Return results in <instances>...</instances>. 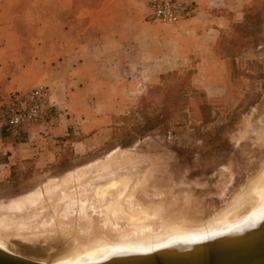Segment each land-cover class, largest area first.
<instances>
[{"label":"rangeland","instance_id":"obj_1","mask_svg":"<svg viewBox=\"0 0 264 264\" xmlns=\"http://www.w3.org/2000/svg\"><path fill=\"white\" fill-rule=\"evenodd\" d=\"M146 19L167 24L152 20L149 12ZM125 74L115 91L119 103L113 113H105L106 104L78 117L59 107L52 114L60 118L51 123L54 128L39 127L31 138L9 132L18 141L14 145L21 146L19 152L36 149L20 153L16 162L0 169V202L119 155L124 161L118 172L134 178L142 205L162 203L172 215L200 218L221 207L264 160V143L254 140L257 129L251 131L249 125L264 95V0H251L240 23L223 29L216 43L206 44L179 68ZM212 79L219 86L206 88L205 82ZM92 116L99 120H90ZM97 130L101 134L96 141L86 140ZM27 137L33 143L22 146L20 141ZM91 216L94 221L100 218L95 212ZM55 239L32 249L46 255L60 252L69 242ZM52 244L61 249L51 251Z\"/></svg>","mask_w":264,"mask_h":264},{"label":"crops","instance_id":"obj_2","mask_svg":"<svg viewBox=\"0 0 264 264\" xmlns=\"http://www.w3.org/2000/svg\"><path fill=\"white\" fill-rule=\"evenodd\" d=\"M189 1L191 17L159 25L146 19L149 0H0V98L47 86L53 107L43 130L54 128L51 123L60 118L52 114L59 107L78 117L106 104L105 113H113L125 73L152 75L179 68L206 44L216 43L223 29L240 23L251 0ZM125 56L127 62H121ZM215 79L205 87L217 88ZM10 131L0 108V169L36 149L29 138L38 132L14 131L29 136L20 143L30 147L19 152ZM100 134L97 130L86 140L96 141Z\"/></svg>","mask_w":264,"mask_h":264},{"label":"bare ground","instance_id":"obj_3","mask_svg":"<svg viewBox=\"0 0 264 264\" xmlns=\"http://www.w3.org/2000/svg\"><path fill=\"white\" fill-rule=\"evenodd\" d=\"M258 137L263 138L264 134L260 132ZM118 156L109 155L100 161L93 162L92 165H85L69 171L61 179L53 178L44 183L43 186L37 187L21 197L9 200L7 203L0 202V211H4L0 215V248L10 249L4 242V237L13 230L17 234L22 233L23 239L40 237L48 230H67L69 224L66 223L65 216L72 210L84 214V209L87 206L100 207L106 220L113 222L125 220V224L118 228L116 232L118 234L114 236L122 237L118 238V241H111L101 238L106 234L90 232L92 231L91 224L89 227H85L82 224V220L85 218H82L79 229L89 230V233L82 237L86 239L85 241H81L82 238L76 235V238H73L71 248L73 252L70 254L75 258V262L92 261L100 256H107L109 253L107 255L96 253L108 246L114 248L121 246V244H127V247L136 250L151 249L152 246L165 244L172 245L177 242L176 245L186 247L201 245L190 244V242L201 243L205 240L202 238H206L201 237L205 233L195 232L190 228V226L204 225V223H200L201 221H191L194 223H190V221H182L186 219L169 221L168 219L157 218L160 207L157 209L154 206L159 205L147 207V204L142 205L140 199L136 198L134 191L127 193L130 180L127 175L112 173L104 183L99 181L100 175L111 173L116 166L121 165L124 160L123 157ZM92 182L96 184H92ZM118 184L120 186H117ZM111 187H115V190H110ZM254 187L257 198L253 201L252 207L246 215H238L236 207L239 204H236L231 211L225 212L227 210L225 209L215 214L211 221L206 222V227H201L196 231L209 228L208 232L227 229L233 227L237 221L238 225L236 224L232 229L211 233V235L217 234L212 239L220 240L223 236L225 238L222 240L245 238L251 230L264 221V175L258 179ZM237 200L242 202L241 205L247 202V198L244 200L239 197ZM242 218L245 219L241 221ZM218 225L219 227H217ZM43 227L45 228L41 231L40 229ZM151 237H156L155 239L158 240H150ZM121 241H125V243H121ZM35 245L37 244H33V246ZM50 248L51 251L61 249L54 244ZM28 253H32V251L29 249ZM83 257L87 258L83 259Z\"/></svg>","mask_w":264,"mask_h":264},{"label":"water","instance_id":"obj_4","mask_svg":"<svg viewBox=\"0 0 264 264\" xmlns=\"http://www.w3.org/2000/svg\"><path fill=\"white\" fill-rule=\"evenodd\" d=\"M257 110L259 111V113L256 115L253 114L252 124H249L251 125L250 130L253 131L254 129H257L254 140L257 141V143H264V137H258L260 132L264 134V95ZM119 168H121L120 164L119 166H116L111 173L100 175L103 176V178L105 176V178L104 180L102 178L99 181L101 183H104L112 173L127 175L130 178L129 186L126 190L127 193L134 191L136 198H139L137 196L139 187L134 183V178L130 173L126 171L118 172ZM263 175L264 160L256 170L248 174L244 184L236 191H234L231 196L227 200H225L226 202L221 207H219L213 213L206 215L205 217H188L189 215L185 213L172 215V213L166 212V207L163 206L162 203H150L149 205H147V207H150L151 205H159L154 206L157 209H159L160 207L158 211L159 213L157 212V218H164L168 219L169 221L186 219L182 221H190V223L201 221L200 223H204V225L190 226V228H192L191 230L195 232L205 233L201 236L206 237L202 238L205 239L203 242H190L191 245L201 244L199 246L186 247L182 245H176L178 243L177 242L172 245L165 244L155 247L152 246L151 249L136 250L134 248L127 247V244H121V246H117L114 248L108 246L102 250H98L99 252H97L96 254L107 255L109 253L107 256H100L99 258H97L98 260L94 259L92 261L75 262V258L70 254L73 252L71 250L73 238H76V236L82 238L84 235L89 233V230H86L84 228H82L81 230L79 229L80 220L82 218H85L84 220H82V224L85 225V227H89L91 224L92 231L90 232L106 234L104 236H101V238H104L106 240L110 239L111 241H118V238L122 237L114 236L115 234H118L116 233L118 228L120 226H124L125 224V220H118L116 222L106 220L103 210L100 207L94 208L91 206H87V208L84 209V214H80V212L72 210L65 216L66 223L69 224L67 230H48L45 231V233L40 237H32L31 239H23L21 235L22 233L17 234V232H15L14 230L10 231L9 235L4 237V242L10 249L0 248V264H264V221L257 225L253 230H251L245 238H239L235 240H222L223 238H225L224 236L220 240L212 239L217 234L211 235V233L232 229L236 224L238 225L237 221L235 222L233 227L227 229H221L214 232H208L210 228L202 231H196L201 227H206V222L208 220L211 221V218H213L215 214L225 209H227L225 212L231 211L236 204H239L236 207V212L238 213V215H246L252 207L253 201L257 198V194L256 192H254V186L256 185L258 179H260ZM93 183L94 182H92V184ZM119 184L117 186H120ZM110 190H115V187H111ZM239 197H242L244 200L247 198V202L241 205L242 202L240 200L236 201V199ZM3 212L4 211H0V215ZM91 212L97 213L100 218L94 221V219L91 218ZM244 219L245 218H242L241 221H243ZM83 222H85V224ZM217 227H219V225ZM44 228L45 227L41 228L40 230L42 231V229ZM57 237H63V241H66L67 238V240L69 241L65 242L66 246L61 245L62 250L60 252L49 253L46 255L33 253L35 252L32 249L34 247L33 244H41L46 241L56 240L55 238ZM155 238L156 237H151L150 240L154 241ZM85 240L86 239L84 238L81 239V241ZM121 243H125V241H121ZM29 249L32 251V253H28ZM86 258L87 257H83V259Z\"/></svg>","mask_w":264,"mask_h":264},{"label":"built area","instance_id":"obj_5","mask_svg":"<svg viewBox=\"0 0 264 264\" xmlns=\"http://www.w3.org/2000/svg\"><path fill=\"white\" fill-rule=\"evenodd\" d=\"M149 17L160 23L177 24L194 12L189 0H149ZM50 90L45 85L15 91L0 98L5 126L11 131L35 130L51 113Z\"/></svg>","mask_w":264,"mask_h":264}]
</instances>
